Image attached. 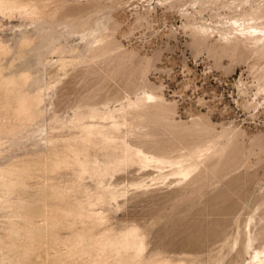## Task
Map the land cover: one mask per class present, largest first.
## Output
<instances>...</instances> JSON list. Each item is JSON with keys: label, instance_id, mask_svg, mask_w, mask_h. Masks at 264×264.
Segmentation results:
<instances>
[{"label": "rangeland", "instance_id": "rangeland-1", "mask_svg": "<svg viewBox=\"0 0 264 264\" xmlns=\"http://www.w3.org/2000/svg\"><path fill=\"white\" fill-rule=\"evenodd\" d=\"M20 1L30 5L16 9L0 3V52L9 50L0 65L4 74L28 70L37 77L44 115L6 144L0 163L26 152H46L53 124L48 118L53 115L68 120L75 106L86 101H105L117 109L133 101L142 87H151L169 104V121L121 125L111 133L112 142L124 141L133 148L147 132L148 143L141 147L174 159L199 142L194 167L185 179L169 175L164 181H149L156 171L151 169L148 178L137 162L100 174L83 173L79 184L86 185L88 193H102L99 181L126 191L118 204L104 198L93 210L105 216L104 227L114 232L137 227L144 241L141 258L147 264L165 258L190 264H248L252 247L264 246L263 222L258 220L264 209V56L221 53L217 43H210L212 37L209 43H192L182 26L181 0L171 7L158 0ZM199 7L186 9L193 13ZM215 12L230 13L206 8L193 13L194 22L221 20L212 17ZM101 32L117 50L98 60L86 59ZM20 43L31 46L21 48ZM139 70H144L145 86ZM52 141L59 143L57 136ZM181 162L187 163L183 156ZM73 177L66 171L54 180ZM139 179L148 186H131ZM249 219L252 241L244 250ZM39 253L31 264H41L46 253L51 254L48 240L43 239ZM0 264H9L1 252Z\"/></svg>", "mask_w": 264, "mask_h": 264}, {"label": "bare ground", "instance_id": "bare-ground-1", "mask_svg": "<svg viewBox=\"0 0 264 264\" xmlns=\"http://www.w3.org/2000/svg\"><path fill=\"white\" fill-rule=\"evenodd\" d=\"M177 1L158 0L156 3L171 7ZM1 2H9L16 9H26L30 5L20 0ZM196 4L200 7L198 10L194 8L193 13L199 14L206 8H226L230 13L222 16L215 12L212 17L221 20L197 23L193 13L186 9L187 5L193 8ZM179 7L185 19L182 26L189 30L192 43H209L212 37L210 43H217L221 53L264 56V0H181ZM77 20L82 21L81 18ZM107 37L104 32L96 36L86 59L98 60L117 50ZM28 45L31 46L30 43L19 44L21 48ZM8 52L1 50L0 58ZM3 69L5 67L0 65V112H3L0 115V155L8 149L5 147L9 141L15 140L25 127L44 115L43 108H40L43 90L37 84V77L28 70L4 74ZM135 71L131 70V73H137ZM143 72L139 70L138 74L142 78L141 85L145 86ZM31 86L34 88L29 91L27 88ZM141 89L133 101L119 105L117 109H111L105 101L99 105L86 101L75 106L68 120L62 121L53 115L48 118L53 124L46 137V152H26L9 162L0 163V217L3 218L0 252L5 254L9 264H31L40 255L43 239L48 240L51 254L46 253L41 264H147L141 258L144 241L138 228L130 226L114 232L104 227L105 216L93 210L104 198L118 204V199L125 195L124 186L104 185L99 181L96 185L102 193L97 194L88 193L87 186L79 184L83 173L100 174L110 167L134 162L148 178L151 169L156 171L149 181H164L169 175L185 179L190 174L194 157L202 145L199 142L193 143L175 159L164 152L144 150L141 145L148 143L147 132L139 136L140 146L130 148L124 141L112 142L111 133L117 132L121 125L139 121L145 127L148 122L163 124L169 121L171 108L162 93L151 87ZM55 136L59 140L57 144L52 141ZM152 147L160 150L158 145ZM128 149H132V153ZM181 156L186 164H182ZM66 171L73 172L74 177L66 182L54 180L56 175L62 177ZM145 182L139 179L131 186L147 187ZM258 220L263 222L260 234L264 237V209L258 213ZM249 225L250 219L246 224L244 250L251 247ZM252 249L248 264H264V246ZM150 264L190 263L181 258H165Z\"/></svg>", "mask_w": 264, "mask_h": 264}]
</instances>
